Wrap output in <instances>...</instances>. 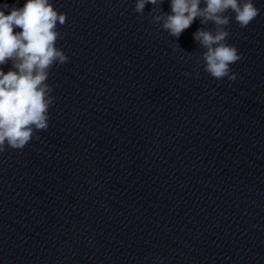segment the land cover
<instances>
[{
    "label": "clouds",
    "instance_id": "clouds-1",
    "mask_svg": "<svg viewBox=\"0 0 264 264\" xmlns=\"http://www.w3.org/2000/svg\"><path fill=\"white\" fill-rule=\"evenodd\" d=\"M149 3L153 5L150 23L176 39L199 18L202 27L193 33V39L203 51L193 73L186 76L199 80L202 70L217 81L238 79L231 65L244 57L228 42L231 14L241 29L247 28L260 14L254 0H170L171 14L162 11L163 0H135L134 12L144 16ZM67 18L50 0H27L20 8L0 5V66L11 62L7 72L0 67V154L22 151L49 128V109L56 97L52 95L54 86L46 81L54 65L69 62L57 47V41L63 39L58 24L65 25ZM172 51L187 54L177 43Z\"/></svg>",
    "mask_w": 264,
    "mask_h": 264
}]
</instances>
